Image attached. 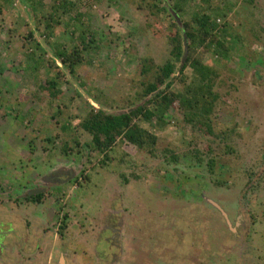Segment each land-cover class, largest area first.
<instances>
[{"label":"rangeland","instance_id":"obj_1","mask_svg":"<svg viewBox=\"0 0 264 264\" xmlns=\"http://www.w3.org/2000/svg\"><path fill=\"white\" fill-rule=\"evenodd\" d=\"M70 1L76 5L72 16L76 12L87 15L83 21L89 20L97 47L86 55L90 63L77 68L75 77L45 42L44 28H36L27 0H12L0 13V185L5 190L0 198V264H29L14 237L22 239L24 218L33 221L43 214L45 227L49 224L59 228L66 216L70 227L66 241L74 252L78 244L67 238H95L104 224L99 215L102 202L115 194L118 184L124 182L122 178L131 182L125 192L127 208L134 214L150 210L151 215L170 216L165 222L172 229L166 236L153 237L164 239L160 254L168 256L165 249L171 247L182 254L175 264H181L190 254L192 258L197 256L201 264H264V0H256L255 8L242 0H212L220 15L233 4V11L221 19L220 25L229 24L235 43L230 45L226 60L211 52L203 54V62L220 72L215 87L219 101L210 116L215 136L200 125L186 124L178 103H174L162 127L156 126L155 120L150 124L140 122L158 138L153 155L118 142L107 159L93 150L91 137L77 125L88 113L89 104L106 112L132 107L128 103L138 90L136 73L141 59L150 58L162 65L169 57L166 33L171 19L154 17L148 8L139 9L141 0ZM44 4L43 13H48L51 0H44ZM192 7L200 8L201 2L195 1ZM29 32L42 49L34 55L36 69L26 59L29 49L24 38ZM237 35L241 42L235 40ZM54 40H60L68 49L73 42L61 28L56 30ZM51 61L64 74L59 79L63 95L58 99L48 97L41 89L56 74L54 68L48 67ZM184 74L189 81L191 70L185 69ZM176 77L173 75L172 80ZM172 88L180 89L176 84ZM52 115L71 118L73 130L63 131L62 123ZM31 148L34 153L30 155ZM194 152L200 161H196ZM210 159L215 162L214 172L207 167ZM70 161L84 164L76 184L63 187L58 195L55 191L47 194L39 206L22 207L20 200V207L19 199L14 202L22 185V171L35 176L54 166L72 164ZM84 177L88 182L79 187ZM13 189L17 190L15 194ZM81 194V199L96 196L92 203L98 205L97 209H89L87 202L85 210L78 209L77 197ZM113 204L117 207V202ZM84 214H88L86 221ZM236 215L245 219V231H241L242 221L236 223ZM83 224L86 228L80 229ZM34 225L25 232L26 236L35 235ZM149 229L146 226L143 232L151 237ZM246 233L249 248L244 252L236 237ZM193 243L194 248H190ZM43 248L44 253L51 251L45 245ZM59 249H68V245ZM47 257H39L37 264H62L57 263L59 255L51 262Z\"/></svg>","mask_w":264,"mask_h":264},{"label":"trees","instance_id":"obj_2","mask_svg":"<svg viewBox=\"0 0 264 264\" xmlns=\"http://www.w3.org/2000/svg\"><path fill=\"white\" fill-rule=\"evenodd\" d=\"M27 1L34 12L36 28H44L43 37L45 42L53 49L56 59L72 77H75L77 68L90 63L86 59L88 58L86 55L97 48L95 46L96 38L89 30V20L83 21L87 15L76 12L72 16V11L76 5L70 0H51L52 4L49 6L48 13H43L44 0ZM167 1L183 22L188 45L187 59L183 67L178 70V64H180L184 49L183 34L161 0H141L139 9L148 8L149 14L154 17L167 16L171 19L166 33V39L170 47L169 57L162 65H157L150 58L141 59L136 73L139 80L138 90L133 100L128 104L134 106L153 94L142 106L128 114L115 116L108 114L103 108L97 109L90 104L88 105V113L80 120L77 127L91 137L93 150L101 155L103 159L108 158V151L118 142L130 144L140 152L145 151L153 155L158 138L142 127L140 122L150 124L155 120L156 126L162 127L166 122V114L174 103H178L183 114V121L186 124L192 127L202 126L211 135H214L210 116L219 101V95L215 91V87L220 78V72L203 62V54L211 52L215 56H219L221 60H226L229 57V47L231 44H235L234 38L229 24L222 22L220 25V22L228 12L233 11L234 6L233 4L227 5L226 13L220 15L219 9L212 5V0H199L201 7H196V9L192 6L197 0ZM242 1L252 8L257 7L255 5L256 0ZM11 3L12 0H0V13L3 8ZM59 28L64 30L65 33H69L71 39H73L69 49L60 40H54L55 32ZM240 39V36L237 35L235 40L241 42ZM26 40L31 42L27 43ZM24 41L29 49L28 58L26 59L32 62V68L36 69L37 63L34 61V55L36 51L42 50L41 46L32 39L31 32L24 38ZM48 67L54 68L56 74L47 79L45 86L41 89L45 91L48 97L58 99L63 95V92L59 89V79L64 74L54 61H51ZM187 68L191 70L192 74L189 81L188 76L184 74ZM175 74H177V77L172 80ZM174 84L180 89L174 90L172 88ZM52 116L53 118L57 117V121L62 122L63 130H73L70 124L71 118L64 119L61 116ZM62 151L67 157L69 156L66 148ZM194 155L196 161H200L199 154L194 152ZM80 165L82 163L75 164L76 167H80ZM214 166V160H208L207 167L210 172H214ZM82 180L84 183L80 186L88 182L87 177ZM41 197L43 195L38 198ZM27 202L34 203L36 200H27ZM66 228L65 216L59 224V230L63 231Z\"/></svg>","mask_w":264,"mask_h":264},{"label":"flooded vegetation","instance_id":"obj_3","mask_svg":"<svg viewBox=\"0 0 264 264\" xmlns=\"http://www.w3.org/2000/svg\"><path fill=\"white\" fill-rule=\"evenodd\" d=\"M62 123V122H60ZM63 124H61V129L63 130ZM65 131V130H63ZM67 131V130H66ZM92 143V142H91ZM130 145V144H128ZM132 146V145H131ZM113 148V147H112ZM111 148V149H112ZM110 149V150H111ZM109 152V151H108ZM34 151L31 148L30 149V155L33 154ZM72 164L66 165V166H54L53 168H50L49 170L43 172V173H39L35 176H32L31 173H24V171H22V185H19L20 190L19 192V196L18 194H16L17 196H14V202L17 203L16 199H19L18 204L20 206V200H22V207H29L31 205L34 206H39L41 205V203H44V197L47 196V194H51L52 192L55 191L56 195L59 194V192L63 191V186L67 187L70 184H76L77 180L81 179V175L84 172V164L80 165V167H76L73 164V161H70ZM28 169V167H27ZM23 170V169H22ZM121 175V173H120ZM73 176L71 179L70 177ZM120 177H124V176H120ZM124 180V182H121L118 184V186L116 187V189H118L117 191L114 190L115 194H113L111 197H109L107 200V202H102L103 205H101V201L99 203V205H101V210L102 212H99V215L101 214V218L104 221V224L101 225V229L97 232V234H95V238H93V247H92V251L88 252L89 250L87 248L81 249L79 247H75V252L71 251L69 248L66 249L67 253L65 254L64 258L66 259L67 264H124L123 262V253H124V238H123V225H124V216L127 212L126 209H124L123 211V206H125L124 204H128V200L126 199L127 193L125 192V187L126 185H128L130 183V180L126 179V178H122ZM1 180V178H0ZM124 183V184H123ZM76 187V186H75ZM78 187V186H77ZM76 187V188H77ZM81 187V186H79ZM6 189V188H5ZM14 194L15 191H17L16 189H13ZM127 191V190H126ZM83 192V191H82ZM5 190H3L1 188L0 185V198L4 195ZM21 193V194H20ZM13 194V193H12ZM40 195H43V197H41L40 199L38 198ZM87 196V195H86ZM21 197V198H20ZM82 194L80 196H78V200L80 201L79 204H77L78 209H82L85 210V203L87 202L89 204V209H94L98 206L95 203H92L93 201H95L94 199L97 200L96 196L93 197V195L91 194L90 197H83L84 199H81ZM87 198V199H86ZM35 199L36 202L32 203H28L27 200H32ZM1 200V199H0ZM93 200V201H92ZM100 199H98L99 202ZM114 202H117V207H112L114 206ZM13 203V202H12ZM59 202L56 203V205H58ZM113 204V205H112ZM96 205V207H95ZM104 206L108 207L107 209L104 208ZM242 206V205H241ZM21 207V206H20ZM55 207V205L53 206ZM58 207V206H56ZM217 210H219V207H216ZM97 209V208H96ZM99 209V208H98ZM104 210V212H103ZM241 211V209H239ZM242 210H243V206H242ZM100 211V210H99ZM244 211V210H243ZM58 211H56L55 213L57 214ZM221 212V211H220ZM0 214L1 211H0ZM88 214H84L83 217H85L86 221V216ZM146 217H150L151 215V211H146V214H143ZM239 215V214H238ZM236 215V223L237 222H241L240 227L242 226L241 231H245V228H247V225L244 223L246 222L245 219H240L239 216ZM145 216H142L143 218H146ZM224 216V215H223ZM65 216L62 217V219ZM169 219V217L163 216ZM23 218V217H22ZM36 218H39L36 217ZM88 218H90V215L88 216ZM161 218V217H160ZM224 218L228 221L227 217L224 216ZM41 219V218H40ZM40 219H35V220H26L25 218L22 219V239L14 236L15 237V241H19L20 244V254H24L23 250L26 249L30 251L29 253H27V255L23 258L26 260V263L31 264L30 261L31 259H34L35 256L44 253V248L43 246L46 244V241L50 239H55V238H59V241L62 243L69 231L67 232L68 229V225L67 228L65 230H63L62 232H60L59 234V228H54L53 225H47V227H45L42 224L43 220ZM185 221L186 219L183 218ZM240 219V220H239ZM39 221V222H37ZM145 222V221H144ZM35 224V225H34ZM34 225V233L35 235H33V237L26 236L27 231H29L30 227H33ZM38 226V227H36ZM59 226V224H58ZM84 227L86 228V226L83 224V226L80 227V229H84ZM161 227L163 228L164 226L161 225ZM86 230V229H85ZM83 230V234H86V231ZM24 231V232H23ZM167 231L163 230L162 233H157L163 236L167 235ZM70 234V233H69ZM10 235V234H8ZM60 235V236H59ZM149 235V234H148ZM240 237H236L237 240H239V244L242 246V251L244 250V252H246V250L249 248L247 245L248 243L246 242V234H243V236L241 234H239ZM145 237L148 239L149 237H147L145 235ZM68 239V238H67ZM150 239H155V244L152 243V241ZM149 239L150 242V246L153 247L152 251L150 252V259L151 261L147 264H154L152 262L153 258H161V252H160V245L162 244V242L164 241V239H158L152 236V238ZM202 247L203 242H204V238L202 237ZM0 241H2V238L0 237ZM56 242V241H55ZM65 242V241H64ZM16 244H18L17 242H15ZM195 243L192 244V246ZM0 248H3L2 244L0 243ZM47 248L50 249V246L46 245ZM63 246V245H62ZM78 249V250H76ZM203 248H201L202 251ZM64 250V249H62ZM40 251V252H39ZM90 255V256H89ZM160 255V257H159ZM58 257V255H56ZM80 258V259H79ZM44 260H46L45 257H43ZM53 260V259H52ZM47 261H49V258H47ZM51 261V260H50ZM145 263V262H143ZM37 264V263H35ZM132 264V263H131ZM201 264V263H199Z\"/></svg>","mask_w":264,"mask_h":264},{"label":"crops","instance_id":"obj_4","mask_svg":"<svg viewBox=\"0 0 264 264\" xmlns=\"http://www.w3.org/2000/svg\"><path fill=\"white\" fill-rule=\"evenodd\" d=\"M131 182L126 185V187L124 188L125 191L128 190L129 188H131ZM126 199L128 200L127 196ZM125 206H123V211L124 209L127 210L124 216V225L122 227L123 229V238H124V253H123V262L124 264H143V262H148L149 261V254L150 252L153 250L150 246V242L149 239L152 238L153 234H157V233H162L163 230H166L167 232L170 231L172 229V226L168 225L165 222V217H158L156 215H150V217H146L143 214H134L129 208H127L129 205L128 204H124ZM171 206V205H170ZM174 207V206H173ZM41 214V213H40ZM142 216H145L146 218H143ZM41 218V219H40ZM39 219L43 220L44 219V215L41 214L39 215ZM196 219L195 217L192 218ZM145 221V222H144ZM190 222V221H189ZM193 221H191L192 223ZM161 225H165L166 227L162 228ZM146 226H148V228H150L149 230H152V236L150 237L148 234H146L145 232H143V229H146ZM94 228V226H92V229ZM148 230V231H149ZM67 231H70V227L67 229ZM10 234V233H9ZM145 235L147 237H149L148 239L145 237ZM80 238V239H79ZM74 240V244H78L75 247H79L81 249L87 248L89 251H92V247H93V237H85L82 238L79 235L76 236H70L68 238V240ZM87 239V240H86ZM152 241V243L155 244V239H150ZM51 241V240H50ZM57 242V244H53V242ZM59 238H55L53 239L51 242V246H50V250L49 253H42L39 254L37 256L34 257V259H31L30 263L35 264L37 263V261H41V259L39 257H45L48 256L47 258H49V262H51L50 260H52L54 257H57L56 255H59V258L57 260V263H62V264H67L66 259L64 258L65 254L67 253L66 249L64 250H60L59 248L65 247L66 245H68V248L71 246L69 243H67L66 239L59 244ZM61 241V240H60ZM49 241H46V245H48ZM63 245V246H62ZM195 244L192 246H190V248H194ZM31 251V250H30ZM30 251L28 250H23V252H26V254H22V257L26 256L27 253H29ZM40 252V251H39ZM165 252H167L165 256L163 254H161V258H153L152 262L154 264H175L177 261V258L182 255L179 254L175 249H173V247L171 248H166ZM90 256V255H89ZM160 257V255H159ZM195 258V259H194ZM194 258H192V255H188L187 257H185L184 260L179 261V263L181 262V264H199L200 260L197 259V256H194ZM151 261V260H150ZM149 261V262H150Z\"/></svg>","mask_w":264,"mask_h":264},{"label":"water","instance_id":"obj_5","mask_svg":"<svg viewBox=\"0 0 264 264\" xmlns=\"http://www.w3.org/2000/svg\"><path fill=\"white\" fill-rule=\"evenodd\" d=\"M161 2L163 3V5L165 6V8L167 9L169 15L172 17V19L176 22V24L178 25V27L180 28L182 34H183V45H184V49H183V54L181 56V59H180V66L178 68V70H180L186 59H187V56H188V45H187V40H186V36L184 34V26H183V22L180 18V16L175 12V10L171 7V5L168 3L167 0H161ZM153 95V94H152ZM152 95L144 98L141 102L135 104L134 106L128 108V109H125V110H122V111H118V112H107L108 114H112V115H115V116H118V115H122V114H128L130 113L131 111L135 110L136 108H138L139 106H142ZM103 110H105L103 108ZM106 112V111H105ZM73 176L70 177V179L72 178Z\"/></svg>","mask_w":264,"mask_h":264}]
</instances>
